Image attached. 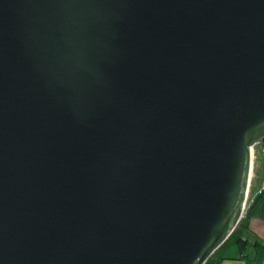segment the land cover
<instances>
[{"label":"water","instance_id":"water-1","mask_svg":"<svg viewBox=\"0 0 264 264\" xmlns=\"http://www.w3.org/2000/svg\"><path fill=\"white\" fill-rule=\"evenodd\" d=\"M264 144V0H0V264H205Z\"/></svg>","mask_w":264,"mask_h":264},{"label":"crops","instance_id":"crops-1","mask_svg":"<svg viewBox=\"0 0 264 264\" xmlns=\"http://www.w3.org/2000/svg\"><path fill=\"white\" fill-rule=\"evenodd\" d=\"M243 235L250 241L256 240L264 246V196L253 205ZM243 256H240L236 245H229L219 249L214 257L220 259L218 264H264V252L259 256L252 247L248 248Z\"/></svg>","mask_w":264,"mask_h":264},{"label":"trees","instance_id":"trees-1","mask_svg":"<svg viewBox=\"0 0 264 264\" xmlns=\"http://www.w3.org/2000/svg\"><path fill=\"white\" fill-rule=\"evenodd\" d=\"M262 196L257 197L247 210V212L244 214V216L241 218L239 223L237 224L236 228L234 229L233 233L230 235V237L214 252V254L206 261L205 264H218L220 259L215 258V254L218 253V250L223 249L226 246L229 245H236L239 254L241 257H244L243 254L247 251L248 248L252 247L256 251L259 256H261L264 252V246L254 240L250 241L248 238H246L244 234L245 228L248 226V218L249 213L253 207V205L261 198Z\"/></svg>","mask_w":264,"mask_h":264},{"label":"built area","instance_id":"built-area-1","mask_svg":"<svg viewBox=\"0 0 264 264\" xmlns=\"http://www.w3.org/2000/svg\"><path fill=\"white\" fill-rule=\"evenodd\" d=\"M254 185L258 186V190L256 196L251 202H253L257 197L264 195V144L260 140L256 141L251 146V175L247 190L245 207L247 206V201L252 193V188Z\"/></svg>","mask_w":264,"mask_h":264},{"label":"rangeland","instance_id":"rangeland-1","mask_svg":"<svg viewBox=\"0 0 264 264\" xmlns=\"http://www.w3.org/2000/svg\"><path fill=\"white\" fill-rule=\"evenodd\" d=\"M256 169H257V167H256ZM256 169H255V171H256ZM257 190H258V186L257 185H254V187L252 188V193H251V195L249 196V198H248V201H247V206L245 207V210H244V214L247 212V210L249 209V207L251 206V204H252V200L254 199V197L256 196V193H257ZM264 196V195H263ZM250 204V205H249ZM244 214H243V216H244Z\"/></svg>","mask_w":264,"mask_h":264}]
</instances>
